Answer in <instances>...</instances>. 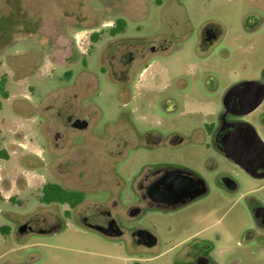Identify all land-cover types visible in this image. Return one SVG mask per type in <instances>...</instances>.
Segmentation results:
<instances>
[{"label": "rangeland", "instance_id": "374dc122", "mask_svg": "<svg viewBox=\"0 0 264 264\" xmlns=\"http://www.w3.org/2000/svg\"><path fill=\"white\" fill-rule=\"evenodd\" d=\"M257 15L264 18V0H0V82L7 92V98L0 92V264H176L182 241L208 225L215 264H264V238L257 244L244 234L253 219L243 198L253 197L264 206V179L254 180L232 165L240 189L225 200H213L210 215L201 214L204 205L197 207L195 213L201 215L189 231L153 213L133 223L157 237L150 249L123 246L71 226L54 235L19 232L35 212L61 214L63 208L54 205L37 210L45 182L67 186L70 179L97 171L100 160L111 156L120 160L117 171L124 177L134 169V153L127 147L109 143L91 154L68 147L73 139L80 145L86 141L67 124L87 106L93 110L88 120L94 131L116 129L118 117L128 114L131 105L107 77L114 71L131 75L134 64L117 60L135 41L171 40L168 54L149 59V73L181 76L194 97L214 100L217 108L229 83L255 79L264 68V24L252 35L243 29L244 20L255 23ZM117 19L124 20V30L111 35ZM207 26L221 33L218 44L226 52L221 58L216 48L204 67L192 59L194 37L179 40L175 35ZM206 75L218 83L213 97L201 89ZM139 96L150 102L157 97ZM263 110L264 104L258 113ZM157 115L167 128L183 131L202 121L187 113ZM257 127L264 142V125Z\"/></svg>", "mask_w": 264, "mask_h": 264}, {"label": "flooded vegetation", "instance_id": "af4514ba", "mask_svg": "<svg viewBox=\"0 0 264 264\" xmlns=\"http://www.w3.org/2000/svg\"><path fill=\"white\" fill-rule=\"evenodd\" d=\"M263 19L257 15V21L252 24L245 19L244 32L247 35L256 33L264 24ZM192 36V59L209 67L216 48L220 49L221 33L214 26H207L193 34L179 32L175 38L188 40ZM172 45V41L165 38L140 39L135 41L132 50L120 55L117 61L124 66L134 64L133 72L117 76L114 71L107 78L118 87L131 106L128 114L118 117L116 129L111 133L94 131L88 120L93 110L87 106H83L80 116L72 117L67 124L72 134L79 132L86 141L80 145L73 139L68 147H80L91 154L95 148L103 151L107 144L115 143L117 147L133 151L134 169L124 177L117 171L116 165L120 160L111 156L109 160H100L97 171L72 178L67 186L60 181L45 182L40 188L37 210L54 205L63 208L62 212L47 217L35 212L31 219L20 224L24 225L22 233L54 235L71 226L123 246L150 249L156 245L157 237L145 227L133 224L140 217L150 213L164 215L173 220L177 228L189 231V225L201 214L210 215L214 211L213 200L217 197L225 200L240 189L231 165L254 180L264 179V151L257 144L251 129L253 126L263 139L257 126L264 125V110L258 113L264 104V68L255 79L245 78L229 83L221 93L216 108L214 100H199L196 94L194 97L189 81L181 76L169 77L166 71L162 76H157V73L143 75L150 66L149 59L157 53L168 54ZM218 52L222 58L226 50ZM229 56V53L225 54V57ZM217 86L218 83L210 75H206L201 82V89L209 97L215 95ZM96 88L97 85L94 90ZM143 94L157 97L150 102L139 96ZM256 103V108L247 112ZM158 113L164 118L187 113L202 121L189 125L183 131L177 126L167 128L159 120ZM258 114L260 118H257ZM77 120L83 122L81 128L75 125ZM56 136L60 135L56 133ZM232 155L254 168L252 176L235 164ZM49 182L74 192L76 196H69L62 202L45 203L42 200L43 186ZM243 198L253 219V227L244 234H249V240L260 244L264 238V206L253 197L248 200L247 196ZM199 206L203 208L200 215L195 213ZM210 227L197 230L182 241L176 251V264H215ZM146 231L155 237V244L151 247L141 242Z\"/></svg>", "mask_w": 264, "mask_h": 264}, {"label": "trees", "instance_id": "16d2710c", "mask_svg": "<svg viewBox=\"0 0 264 264\" xmlns=\"http://www.w3.org/2000/svg\"><path fill=\"white\" fill-rule=\"evenodd\" d=\"M124 26H125V22L123 19H117L115 21V24L110 28L109 33L111 35H114L116 33H120L124 30ZM97 38V34H93L91 35V40L95 41ZM0 92L1 95L3 96V98H7V92L4 90V81L0 82ZM0 155H4L3 152H0ZM43 195H42V200L45 203H50V202H57V201H64L65 199H67L69 196H76V194L74 192H70L64 188H62L61 186L55 184V183H46L43 186ZM81 197H78V199H80Z\"/></svg>", "mask_w": 264, "mask_h": 264}, {"label": "water", "instance_id": "95a60500", "mask_svg": "<svg viewBox=\"0 0 264 264\" xmlns=\"http://www.w3.org/2000/svg\"><path fill=\"white\" fill-rule=\"evenodd\" d=\"M225 98H226V94L224 96V99ZM257 104L258 103H256L255 105H253L247 112H250L251 110H253L254 108H256ZM246 113H243V114H246ZM82 124H83V122L80 121V120H77L76 123H75V125L78 128H81L82 127ZM251 129H252V133H253V136L255 137V140H256L257 144L264 151V142L257 135V133H256V131H255V129H254L253 126L251 127ZM232 160L235 162L236 165H238L240 168H242V170H244L248 175L252 176L253 171H254V168L253 167H250L249 165H246L244 162H242V161L234 158L233 155H232ZM262 177H264V175ZM23 229H24V225L20 226L19 227V232L22 233L23 232ZM144 232H145V230H144ZM143 236L144 237L142 238V241H141L142 244H144L147 247H151V246H153L155 244V237L150 232L146 231V234H144Z\"/></svg>", "mask_w": 264, "mask_h": 264}, {"label": "crops", "instance_id": "0c3cea01", "mask_svg": "<svg viewBox=\"0 0 264 264\" xmlns=\"http://www.w3.org/2000/svg\"><path fill=\"white\" fill-rule=\"evenodd\" d=\"M150 68H151V66L147 67V68L144 70L143 75H149V74H150V73H149Z\"/></svg>", "mask_w": 264, "mask_h": 264}]
</instances>
